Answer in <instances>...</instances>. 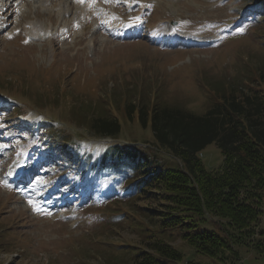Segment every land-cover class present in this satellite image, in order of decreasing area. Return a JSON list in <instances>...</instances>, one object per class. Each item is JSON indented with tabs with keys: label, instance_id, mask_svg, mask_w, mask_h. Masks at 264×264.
Returning <instances> with one entry per match:
<instances>
[{
	"label": "rangeland",
	"instance_id": "1",
	"mask_svg": "<svg viewBox=\"0 0 264 264\" xmlns=\"http://www.w3.org/2000/svg\"><path fill=\"white\" fill-rule=\"evenodd\" d=\"M262 5L0 0V264H128L156 238L181 249L183 264H264V250L254 246H238L240 257L227 261L198 253L175 235L178 225L162 227L163 213L144 210L175 214L167 201L122 193L114 176L95 178L82 166L84 153L116 144L177 161L138 112L129 119L127 102L202 114L220 86L264 91L256 79L264 68ZM97 116L119 119L120 133L95 132ZM200 157L208 169L224 161L215 142ZM16 169L30 174L26 183Z\"/></svg>",
	"mask_w": 264,
	"mask_h": 264
},
{
	"label": "trees",
	"instance_id": "2",
	"mask_svg": "<svg viewBox=\"0 0 264 264\" xmlns=\"http://www.w3.org/2000/svg\"><path fill=\"white\" fill-rule=\"evenodd\" d=\"M261 8L263 20L264 5ZM256 79L264 83V68ZM215 91V100L202 114L157 100L139 107L126 101L129 119L138 112L144 126L151 124L157 145L177 161L162 162L116 144L96 156L84 153L82 166L95 178L99 171L114 176L110 183L122 186V193L167 201L175 214L144 210L163 213L162 227L178 225L175 235L198 253L227 261L240 257V245L264 250V91L251 83ZM91 127L98 134L114 136L120 133L121 122L97 116ZM41 129L51 131L48 126ZM213 142L221 148L224 161L219 168L208 169L199 153ZM156 239L136 250L128 264H183L181 249ZM189 264L204 263L189 260Z\"/></svg>",
	"mask_w": 264,
	"mask_h": 264
},
{
	"label": "bare ground",
	"instance_id": "3",
	"mask_svg": "<svg viewBox=\"0 0 264 264\" xmlns=\"http://www.w3.org/2000/svg\"><path fill=\"white\" fill-rule=\"evenodd\" d=\"M3 1H5V0H3ZM3 7H6V5L5 6H3ZM0 10H2V8L0 9ZM7 10V9H6ZM110 16H108V17H105V18H109ZM162 28V29H161ZM160 30V31H159ZM159 30H158V28H157V32H158V34H161V33H165V34H167V33H169V31L168 30H166L165 28H163L162 26H159ZM163 37H165L163 34H161ZM183 38H181L180 40H182ZM179 40V41H180ZM184 40V39H183ZM26 175H25V178H27L30 174L26 171ZM29 174V175H28ZM19 179L21 180V181H24V178L23 177H19Z\"/></svg>",
	"mask_w": 264,
	"mask_h": 264
},
{
	"label": "snow or ice",
	"instance_id": "4",
	"mask_svg": "<svg viewBox=\"0 0 264 264\" xmlns=\"http://www.w3.org/2000/svg\"><path fill=\"white\" fill-rule=\"evenodd\" d=\"M80 2H83V0H80Z\"/></svg>",
	"mask_w": 264,
	"mask_h": 264
}]
</instances>
